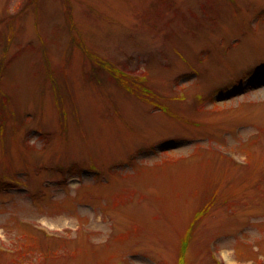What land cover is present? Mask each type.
Wrapping results in <instances>:
<instances>
[{
    "label": "rangeland",
    "instance_id": "374dc122",
    "mask_svg": "<svg viewBox=\"0 0 264 264\" xmlns=\"http://www.w3.org/2000/svg\"><path fill=\"white\" fill-rule=\"evenodd\" d=\"M0 264H264V0H0Z\"/></svg>",
    "mask_w": 264,
    "mask_h": 264
},
{
    "label": "trees",
    "instance_id": "16d2710c",
    "mask_svg": "<svg viewBox=\"0 0 264 264\" xmlns=\"http://www.w3.org/2000/svg\"><path fill=\"white\" fill-rule=\"evenodd\" d=\"M68 1V0H67ZM69 10H67L66 15L68 17V23H69V32H70V36L72 38V41L77 42L78 38L74 32V30L76 29V24L74 22L73 16H72V10L71 7H68ZM82 43V42H81ZM85 47V46H84ZM85 49H87L85 47ZM88 50V49H87ZM89 51V50H88ZM94 56V55H92ZM94 59H96V61L99 59L98 57L94 56ZM104 66H106L105 64H103ZM111 69V73L113 74V79L117 82V83H121L124 85H127L128 88H130V83L135 79L139 81V77L137 78L136 76L129 74L128 71L126 70H118L117 67L115 68H110ZM134 80V81H135ZM135 81V82H138ZM146 90H148V88L145 87V85L142 87V89L140 88L141 91V95H143L142 93L147 92ZM150 93V92H149ZM151 94V93H150Z\"/></svg>",
    "mask_w": 264,
    "mask_h": 264
}]
</instances>
